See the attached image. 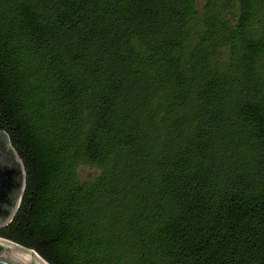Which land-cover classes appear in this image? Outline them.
I'll use <instances>...</instances> for the list:
<instances>
[{"label": "trees", "instance_id": "trees-1", "mask_svg": "<svg viewBox=\"0 0 264 264\" xmlns=\"http://www.w3.org/2000/svg\"><path fill=\"white\" fill-rule=\"evenodd\" d=\"M0 131L46 264H264V0H0Z\"/></svg>", "mask_w": 264, "mask_h": 264}, {"label": "water", "instance_id": "water-1", "mask_svg": "<svg viewBox=\"0 0 264 264\" xmlns=\"http://www.w3.org/2000/svg\"><path fill=\"white\" fill-rule=\"evenodd\" d=\"M9 144L0 131V230L14 220L26 188L24 166ZM22 249L26 248L0 238V264H44L34 251L26 249L35 255Z\"/></svg>", "mask_w": 264, "mask_h": 264}, {"label": "rangeland", "instance_id": "rangeland-1", "mask_svg": "<svg viewBox=\"0 0 264 264\" xmlns=\"http://www.w3.org/2000/svg\"><path fill=\"white\" fill-rule=\"evenodd\" d=\"M10 145V144H9ZM82 176L85 178H89L92 175H94L95 172L89 171L87 168H82L81 169Z\"/></svg>", "mask_w": 264, "mask_h": 264}, {"label": "bare ground", "instance_id": "bare-ground-1", "mask_svg": "<svg viewBox=\"0 0 264 264\" xmlns=\"http://www.w3.org/2000/svg\"><path fill=\"white\" fill-rule=\"evenodd\" d=\"M12 245V244H11ZM15 246V245H14ZM15 247H17V246H15ZM22 250H24V251H26V252H29V253H31V254H33V255H35L33 252H31V251H28V250H26V249H22ZM38 259H40V257L36 254L35 255ZM41 260V259H40ZM44 264H46L45 262H44V260L42 259L41 260Z\"/></svg>", "mask_w": 264, "mask_h": 264}]
</instances>
